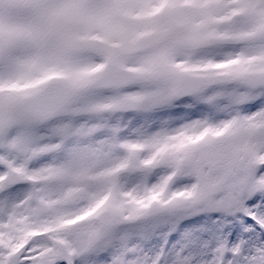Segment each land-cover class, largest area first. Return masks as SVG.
Wrapping results in <instances>:
<instances>
[{"label":"snow or ice","instance_id":"snow-or-ice-1","mask_svg":"<svg viewBox=\"0 0 264 264\" xmlns=\"http://www.w3.org/2000/svg\"><path fill=\"white\" fill-rule=\"evenodd\" d=\"M0 264H264V0H0Z\"/></svg>","mask_w":264,"mask_h":264}]
</instances>
